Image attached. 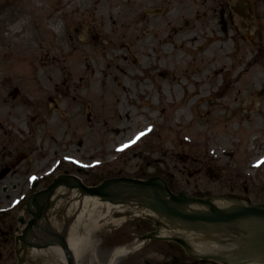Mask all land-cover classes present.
<instances>
[{"label":"rangeland","instance_id":"rangeland-1","mask_svg":"<svg viewBox=\"0 0 264 264\" xmlns=\"http://www.w3.org/2000/svg\"><path fill=\"white\" fill-rule=\"evenodd\" d=\"M234 1L0 0V146L7 157L28 158L0 175V209L30 193L20 189L21 178L46 171L60 155L64 170L74 169L66 164L74 159L91 171L70 170L88 187L160 177L174 193L198 187L214 198L264 207V0H250L253 28L249 18L227 9ZM222 9L230 15L226 32ZM132 73L143 78L140 84ZM137 91L178 99L171 122L184 123L188 136L201 130L206 139L179 144L162 128L161 116L146 104L134 108ZM151 126L152 134L116 159L118 146ZM62 189L51 215L64 230L81 194ZM134 212L96 208L77 232L87 237L75 264H109L116 249L155 230ZM16 215L30 219L28 211L16 210L7 223L15 224ZM92 220L98 222L93 227ZM33 251L25 264H51L32 258ZM0 264H17V258L2 249Z\"/></svg>","mask_w":264,"mask_h":264},{"label":"bare ground","instance_id":"bare-ground-1","mask_svg":"<svg viewBox=\"0 0 264 264\" xmlns=\"http://www.w3.org/2000/svg\"><path fill=\"white\" fill-rule=\"evenodd\" d=\"M116 21L117 17L115 16L114 22ZM120 121L125 122V119L121 117ZM72 182L76 181L73 180ZM62 191H64L62 187H59L56 190L57 204L61 203L63 200ZM72 192V196H75L76 192L78 193V191L75 190H72ZM110 192L114 195L113 202H109L108 200H105L104 202L95 196L91 197L82 194L80 197H77L78 199H74L72 202L73 206L70 209V213L72 212L71 215H73V217H70L73 219L71 218V225L64 230L62 229V226L55 222V218H51V223L54 229L56 231H63L61 233L66 236L69 248L72 250V256L75 263L81 255L84 247V239L87 237H81V235L77 232L79 228L87 224L93 211H95L99 206H104L109 214L114 211L134 212L139 206V210L134 212L136 216H150L164 224V226L160 228V236H181L186 239L200 255H222L231 262H239L248 256L262 253L260 251L264 250V246H257V240L261 239L260 236H264L263 219L242 218L229 223L182 220L161 212H155L150 204L157 203L153 201L149 191L138 192V190L134 188L119 185L111 189ZM211 204L222 213H228L239 206H243V204L239 201L230 199L226 200L222 198L211 199ZM172 207L179 212L188 215L210 214V207L205 204L189 203L183 206L172 205ZM103 218L101 217L100 220ZM95 223L98 222L92 220V227ZM28 238L31 241L38 243L45 240L44 234L38 232H33L28 236ZM126 251L127 250L121 248L115 252V256H121L126 253ZM247 254L250 255L246 256ZM31 257L34 259L41 258L46 260V262L51 261V264H66L60 249L56 247L36 251L34 250Z\"/></svg>","mask_w":264,"mask_h":264},{"label":"flooded vegetation","instance_id":"flooded-vegetation-1","mask_svg":"<svg viewBox=\"0 0 264 264\" xmlns=\"http://www.w3.org/2000/svg\"><path fill=\"white\" fill-rule=\"evenodd\" d=\"M222 6H225L224 3H221ZM224 8V7H223ZM230 12H234L236 15H241L244 18H249V24L251 25V28H253L252 24L254 23L252 19H254L253 15V9L249 8V4L247 0H235L233 3H228V8ZM227 10V11H228ZM251 10V11H250ZM224 14V15H223ZM220 15H223L226 17V22H227V28H228V21H230V15L227 13L224 9L221 10ZM166 72L163 73V75L159 76L161 79L166 76ZM105 76H108L107 73L104 74ZM131 77L135 79L139 84L141 83V80L143 78L140 77V75L137 74H131ZM106 84V83H105ZM109 87L115 86L111 84V81L109 80ZM117 84L120 85V81H117ZM128 85H125L127 87ZM122 87V85H121ZM160 91H163V87L160 86L159 88ZM138 95L135 96L137 99H140L139 103L133 102L134 108L136 107L137 104L141 106V108L144 106V104L147 105V108L150 109V111L154 112V115L156 116H161L160 122L162 128H165L164 130L168 131L169 133L173 134L175 140L178 139V143L181 145H188L189 147L192 146V142H195L192 140V137H198L202 139L204 137V133L201 130H196L193 136H188L187 133H183V131H186L185 129V124H179V123H172V120L168 115L172 114L173 109L176 107V102L178 99L172 97L168 98L165 96H162L158 94L157 98L153 97L155 93L152 92H141L137 91ZM202 100V99H201ZM119 101V100H118ZM145 102V103H144ZM153 115V116H154ZM119 121V120H118ZM151 122L155 124L156 122L154 120H151ZM1 125V124H0ZM164 126V127H163ZM152 127V126H151ZM177 127V128H175ZM2 127L0 126V129ZM153 128V127H152ZM9 134V133H7ZM133 136V135H132ZM132 136L129 137L132 138ZM127 140V139H126ZM5 142V140H3ZM10 142V138H9ZM139 142L135 143L138 144ZM0 146V175L5 174V173H11L16 169L18 166H22L25 161L28 160L27 157H16V159L12 157H7L6 155H3L4 152ZM4 147V146H3ZM193 147V146H192ZM5 148V147H4ZM3 148V149H4ZM62 151V148L60 149ZM131 150V149H130ZM129 150V151H130ZM11 152V151H10ZM63 155H60V157H57L53 162H52V170L51 168H48L46 171H41L37 176H34L32 178L28 176H24L20 180V189H23L25 186L29 189H31V193H29L26 197L30 196L32 193L38 190L41 185H43L42 188L39 190L45 189L47 186H49L53 180L56 178V176L60 173L62 170V173L59 175H64V174H69V175H76L74 174L75 172L77 173L79 169L75 167L76 165L73 164V162H68L67 167L72 166L74 169H65V162L64 158L62 157ZM123 158V157H122ZM121 158V159H122ZM18 160L20 164L17 166L16 164L18 163ZM75 165V166H74ZM29 166L25 167L28 168ZM70 170H73L75 172H71ZM209 174L213 176V178L219 177V173H213V171L210 169L207 170ZM56 172V174H54ZM91 171H88L87 173H90ZM58 175V176H59ZM208 175V174H207ZM220 178V177H219ZM36 186L34 189L33 186ZM189 196L191 197H197V198H204L209 196V190H200L198 187L192 189V190H185ZM179 192V191H177ZM23 196H19L18 198L20 199ZM24 205L21 203H18V200H13L12 205H6V207L0 209V239L4 240L5 244L2 245L3 242H0V251L2 249H8L9 253H12L16 249V236L17 232L16 230L18 229V219L19 216L16 215L14 217V223H7L8 218L12 216L14 211L16 210H23ZM26 215V214H25ZM26 220H28V217L24 216ZM7 218V219H6ZM4 230H3V229ZM153 231V230H152ZM151 231H145L144 233L140 234V236L149 233ZM175 239V237H172ZM157 241V240H155ZM165 244V246H161V248H155V249H149L146 246L149 245L147 244L146 246L139 248L132 254H129L127 258L123 261L122 264H217L213 261H207V260H202L200 255H197L193 253V250L191 249H186L182 245L178 244L175 240H162L159 241ZM10 246V248H8ZM133 258H137L136 261H133Z\"/></svg>","mask_w":264,"mask_h":264},{"label":"water","instance_id":"water-1","mask_svg":"<svg viewBox=\"0 0 264 264\" xmlns=\"http://www.w3.org/2000/svg\"><path fill=\"white\" fill-rule=\"evenodd\" d=\"M223 30L226 31V23L222 21ZM75 180L76 182H72ZM163 182V186L158 183V179H150L148 181H138L134 179H110L102 183L97 187H86L83 185L79 179L75 177H67L60 176L57 178L52 185L49 186L48 189L32 195L27 202V211L31 215L32 219L29 221L28 226L23 231V236L21 237L23 246H27L29 248L34 249H47L51 246H59L67 260V264H74L72 259V254L70 252L69 245L66 239L55 233L50 224H46L45 226H41L39 224V220L44 217L47 221V212L50 209V199H52L53 194L56 189L61 186H64L67 189L79 190L82 195H88L91 197H99L103 201L108 200L109 202H113L114 195L110 192L111 189L116 186L123 185L129 188H134L138 190V192H146L149 191L151 193L152 199L157 204H151V207L156 212H161L163 214L177 217L182 220H197L202 222H220V223H229L234 220L242 219V218H258L264 220V208L259 206H239L236 209L228 212L222 213L218 211L212 204L211 199H195L185 197L184 193H180L179 195H173L171 191L168 189L167 184ZM157 190L160 191L161 196L157 194ZM168 197V199H164ZM167 202V203H166ZM169 202V203H168ZM187 203H198L205 204L210 207V214L206 215H188L185 213H181L170 205L175 204L177 206H183ZM155 222L157 227V231L142 237V240L148 239H161L158 237L160 227L164 226V224L157 220L152 219ZM21 223L24 224L22 220ZM37 228L38 230H42L45 235L48 236V239L44 243H32L29 242L26 238L28 233L33 231V228ZM261 239L257 240V246H264V236H260ZM181 245H183L187 249H191V246L186 243L184 240L179 238L174 239ZM262 253H257L251 256L247 254L246 258L242 259L239 262H231L226 257L222 255H205L203 256L206 259L214 260L221 264H264V250L260 251Z\"/></svg>","mask_w":264,"mask_h":264}]
</instances>
